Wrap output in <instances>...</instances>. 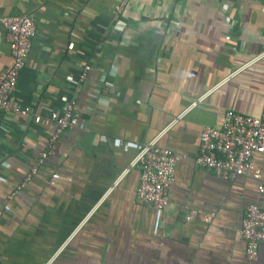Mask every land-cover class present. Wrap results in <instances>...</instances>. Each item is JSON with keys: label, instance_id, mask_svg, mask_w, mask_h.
<instances>
[{"label": "crops", "instance_id": "1", "mask_svg": "<svg viewBox=\"0 0 264 264\" xmlns=\"http://www.w3.org/2000/svg\"><path fill=\"white\" fill-rule=\"evenodd\" d=\"M119 2L0 0V19L36 27L15 102L46 118L73 99L79 117L49 150L53 124L3 114L0 264H264V244L249 263L240 236L245 208L264 210L259 183L195 164L205 127L263 113L264 58L250 62L264 52V0H130L114 22ZM10 62L0 26V73ZM154 139L179 159L162 213L136 200L130 167ZM254 161L264 178V154Z\"/></svg>", "mask_w": 264, "mask_h": 264}, {"label": "built area", "instance_id": "2", "mask_svg": "<svg viewBox=\"0 0 264 264\" xmlns=\"http://www.w3.org/2000/svg\"><path fill=\"white\" fill-rule=\"evenodd\" d=\"M130 0H120L113 7L114 22L123 15ZM264 14V9L262 10ZM0 26L8 44L11 62L0 73V124L5 113L15 118L24 117L36 125H54V133L48 145L50 150L60 136L79 125L75 100H70L61 112H53L43 118L35 115L31 108L21 106L14 100L20 72L25 68L26 60L36 35L34 20L26 15L3 17ZM264 58V52L255 57L250 64ZM246 67V66H245ZM89 70L85 67L79 81L82 82ZM197 102L193 104V107ZM154 139L145 144L131 163V168L140 172V182L136 190V200L159 213L169 205V193L175 182L174 172L178 157L169 149L162 148ZM128 149V144H123ZM48 151V150H47ZM47 151L41 153L30 169L23 184L12 194L14 197L37 174L39 167L47 158ZM264 154V109L260 117L245 116L233 111L224 115L220 128L205 127L200 133V143L195 164L198 168L212 172L218 178L229 181L248 176L256 180L258 191H264V178L255 164V157ZM190 220V218H187ZM210 220L206 216L205 221ZM240 236L245 242V257L249 263L257 260L259 248L264 244V210L251 204L245 208L240 229Z\"/></svg>", "mask_w": 264, "mask_h": 264}]
</instances>
